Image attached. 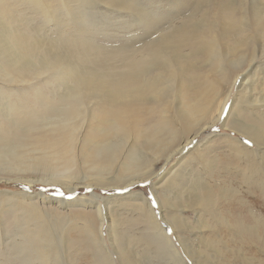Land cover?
I'll use <instances>...</instances> for the list:
<instances>
[{
	"label": "rangeland",
	"instance_id": "1",
	"mask_svg": "<svg viewBox=\"0 0 264 264\" xmlns=\"http://www.w3.org/2000/svg\"><path fill=\"white\" fill-rule=\"evenodd\" d=\"M107 7L110 11H104ZM196 22L199 26L206 23L205 36H208V28L216 34L212 55L208 54L211 49L207 48L212 44L207 39L186 47V52L185 48L181 49V53L188 54L191 62L194 61L193 66L178 80L167 82L159 98L139 101L131 114L124 111L129 118L126 125L108 123L113 119L109 105L101 102L95 91H87V96H83V117L73 120L80 125L76 147L79 151L80 144L85 142L84 148L94 153L107 143L112 144L111 151L118 146L112 156L105 153L113 158L108 169L103 170V158L96 159V165L84 163L81 154L78 156L80 152L72 168L63 174L60 168L51 169L61 162L51 163L48 168L40 165L32 170L13 172L7 168L6 160L0 159V264H183L155 235L141 212L128 205L133 202L128 197L138 198L137 193L147 199L153 215L163 224L185 264H197L193 259L198 256L205 264H241L246 259L264 264L262 242L255 237L261 234V228L254 226L255 233L248 238L236 226L237 222L245 227L253 226L254 216L264 221V192L248 194L251 183L243 181L253 174L264 177V137L258 139V148L252 139L233 129L237 120L255 124L259 121L252 113L264 114V41L260 39L264 33V0H0V40L5 38L9 45L11 33L28 38L36 35L42 42L39 49L48 48L53 52L50 54L48 50L46 58L38 53L36 57L32 53L30 57L22 55L31 58L35 66L16 71L12 65H7L0 51V137L23 141L25 134L32 137L55 133L51 139L57 141L65 134L58 126L61 118L58 108L70 105L67 95L73 88L75 76H60L63 72L59 75V68L55 66L42 70L40 60L51 61L56 55L67 52L65 56L79 64L70 53L74 39L81 37L127 54L134 46L138 49L142 42L152 40L171 26ZM126 59H116L114 71L124 70L119 65L122 61L129 62L130 59ZM173 66L176 65L173 63ZM152 74H157L156 70ZM237 75L231 85L230 80ZM188 77L206 92L214 88L215 94L219 90L217 96L209 100L210 106L218 105L220 97L226 93L228 96L221 113L224 121L200 129L184 146L186 135L183 132L189 126L181 103L202 105L201 97L188 87ZM47 107L54 110L48 111ZM206 115V110H202L196 123L203 126ZM33 124L36 129L24 134V128ZM56 125L58 128H53ZM156 126L163 127L157 134L160 137L146 143L147 133ZM172 135L175 140L168 143ZM229 137L236 138L237 142H231ZM176 139L180 140L179 145ZM157 141L161 143L152 146ZM156 146L158 160L156 166L149 169H155L158 175L135 180L136 176L145 174L135 171L125 154L136 151L137 158L151 160L150 150ZM182 146L180 154L174 152L164 163L173 149ZM257 150L258 155L251 154ZM31 153L34 160L40 156L39 151L31 150ZM127 165L131 169H127ZM97 166H101L100 170L95 169ZM19 175L35 181H20L16 178ZM131 179L135 180L134 184L127 190L124 184ZM62 183L75 187L69 191ZM6 192L32 196L42 193L49 199L65 200V204L42 202L37 197L18 203L21 199ZM205 192H209L210 204H197L194 199L204 196ZM81 200L91 203L84 206ZM26 204L32 205V212L26 210ZM165 212L169 221L163 218ZM89 221L95 224L88 237L84 225ZM39 232L49 234L47 241L42 240ZM97 233L105 245L103 251H99L97 241H91ZM213 254L225 258L218 262L212 257V261L205 258Z\"/></svg>",
	"mask_w": 264,
	"mask_h": 264
},
{
	"label": "bare ground",
	"instance_id": "2",
	"mask_svg": "<svg viewBox=\"0 0 264 264\" xmlns=\"http://www.w3.org/2000/svg\"><path fill=\"white\" fill-rule=\"evenodd\" d=\"M225 5L227 7V3L224 4V6ZM135 8L136 6L134 7V9ZM134 9L133 11L137 12L135 11L137 10V8L135 10ZM104 11H110V10L107 7ZM224 17L226 16L224 15ZM228 18L231 19L232 17H228ZM82 22L80 24H82ZM185 24L171 26L170 28H168L166 32L157 35L152 40H148V39L146 41L144 40L145 42H142L138 49L134 48L135 47L134 46L132 49L127 51V54H125V52H115L114 51L115 49L114 50L106 49V47L100 46V44L89 42L86 39H83L80 37L78 39L77 38L74 39V41L76 40L74 43L75 45L71 49V52H70L74 54L73 55L74 59L79 60L78 61V63L80 62L79 64L76 65L75 61L73 62L69 58H67V56H65L67 52L65 53V55H61V54H59V56L54 55L55 56L54 60L51 59V61L46 60V59L40 60L41 62L40 68L42 70H44L46 67L50 68L51 66H55L59 68V72H58L59 75L61 72H63L60 76L62 75L63 76L72 75L73 77L75 76L74 85H72L73 88L71 92L67 95V98L71 100L70 105L64 104L58 108V112L61 113L60 115L61 118H60V122L58 123V126L66 132L64 135L61 136L60 140H57V141H55L54 139H51L55 133H52L51 135H45V136H41V135H35L32 137H29L31 135L26 136L25 133H30L31 131L36 129V127H34L35 124H33L27 128H24L25 131H23V133L25 135H24L23 141H19V140L10 141L9 139L4 140L5 138L0 137V159L6 160L5 164H8V167L7 166L6 167L11 169V171L13 172L14 171L17 172L21 170L23 171L30 170L31 168L34 169L36 167H39L40 165L46 166L48 168L51 163L61 162L62 164H58V165L54 164L51 167V169L60 168L63 174V172L72 168L71 166L75 163L77 154L80 152L78 156L81 154V159L84 163L90 162L96 165L97 164L96 159L100 160V158L101 159L103 158L104 159L103 161L105 162L102 165L103 170L108 169L109 168L108 166L112 164L113 158L108 156L105 153L109 152L112 156V154L117 150L118 146H115L114 150L111 151L112 144L107 143L101 146V148L95 151L94 153H89L90 151L86 150V148L88 147L84 148L86 146V143L85 142L81 143V140H79L78 144L81 143L79 151L76 147L78 136H79L78 129L80 125L74 124L73 120L79 117H83L81 116L82 114H84V107H83L84 102L82 99L83 96L84 97L87 96V91H90L89 93H94L95 91L94 93L95 96L99 98L101 102L109 105V114H111L113 119H109L110 121L108 123L111 122L112 124L118 123V124L126 125V121L129 118L127 116L125 117V114L123 113L124 111H129V113L131 114L133 112L132 109H134V106L139 101H142V100L147 101V100H151L152 98H159L160 96L164 94V90L168 86L167 82L169 81L171 82L175 79L178 80L179 76H181L184 72H188L189 69L193 66L192 64L194 63V61L192 63L190 56L184 53L186 52V47L187 48L191 47L192 44L194 43L198 44L207 39L209 40L208 43L212 44V46H208L207 48V49L209 48L211 49L208 54L212 55V47L215 45V42H216V34L211 32L212 28H208L210 31L206 29L208 32V36H205L204 29H205L206 23L205 24L203 23L204 25L202 24V26L197 25V22L195 24L192 23L193 25L187 24L186 26ZM209 25H210V22H209ZM33 36L31 35V38H28L26 35H23V34L17 35V34L11 33L9 35V38H10L9 41L11 42V44L9 45L7 41H5V38L0 40V49L2 48V50L0 51L4 57V61L7 62V65H12L16 71H19L23 69L24 67L31 68L32 66H35L33 65V61L31 58H26L23 56L30 57L32 53V56L36 57V54L38 53L44 58L47 57L46 55H48L49 49L47 48V50L46 49L40 50L42 48V44H41L42 42L37 38L36 35H33ZM260 39L261 41H264V33L263 35L260 36ZM111 47H114V46H111ZM115 47L118 48L117 46ZM128 47L130 46H126V48ZM15 48H17L20 53ZM183 48H185V51L181 53L180 50ZM52 53L50 51V54ZM199 53H201V51ZM38 57H37V60L39 61ZM126 58L130 59L129 62L127 61L124 62L125 61L124 59ZM116 59L124 60L122 61L123 63L119 65L120 67L122 66L121 68L124 67V70L122 69L121 71L120 70L114 71L113 67H114V62L116 61ZM37 62L34 64L37 65ZM173 63L176 66H173ZM88 64L89 65L91 64V66H88ZM116 66L118 65L115 64V69H116ZM82 67L83 69H81ZM100 69H102L103 71L102 70L100 71ZM154 70H156L157 72V74L155 75L152 74ZM237 78H238V75L237 77H234L232 81L230 80V84L232 85V83L235 82ZM188 87L195 90L196 95H199L201 97L202 105L193 103L187 106L181 103V107L183 108V111L186 112L187 114V118H188L187 124L189 126V129L183 132V134L186 135V137H184L185 139L184 146L191 141V139L199 132L200 129L203 130L208 125L215 124L218 121H222L221 113L224 109L225 104L227 103L226 99L228 96V93H226L224 97H220L221 101L218 103V105L214 106L212 104L210 106L209 100L217 96V94L219 93L218 89L216 90L215 94H213L212 92L214 88H211L209 92H206L203 87L200 88L199 84L193 83V79L191 77H188ZM47 108H48L47 109L48 111L54 110L52 107H47ZM163 110L165 111V109ZM202 110H206L207 112V115H206L207 117L205 118L206 121L204 122L203 126L198 125V123H196V117ZM19 112H21V110H19ZM252 114L255 115L259 123L248 124L242 120H239V121L237 120V124H236L237 126L233 127V129L236 130L237 132H240L248 136L250 139H252L255 142V144L259 148L260 143L258 142V139L264 137V114L261 112L252 113ZM189 119L192 121L189 122ZM58 126L56 125L53 128H58ZM162 130H163L162 126H156V129L154 131L147 133V137H145L146 143L148 140L151 141L153 139H157V136H159L157 134ZM114 131H115V128L113 129L112 132ZM173 136L174 135L170 137V139L168 140V143L175 140L173 139ZM26 139L27 140L30 139V140L27 141ZM160 141L163 143L164 139H161ZM230 141L237 142L236 138H230ZM161 142L159 141H157L156 143L153 142L154 145L152 143V146H155V145L158 146V143H161ZM179 144H180V140H178V145ZM157 146L155 148L153 147L152 150H150V152H152L151 157H150L151 160H143L144 157H142V159L137 158L136 151H133L131 155L125 154V158L129 161V164L131 165V167L135 168V171H140L141 173L145 174L143 177L136 176L135 180H143V179L145 180V179H149L152 175H158V172H156L155 169H149L153 167L155 162L158 160V150H154L158 148ZM184 146H182L179 149H176V148L173 149L170 152V154L167 155L168 157L165 158L164 163L169 159L171 154H173L174 152L180 154ZM28 147H30L31 149L29 150ZM163 148L164 147H162L161 149L163 150ZM31 150L39 151L40 156L39 157L35 156V157H38L35 160L32 159L30 156ZM243 150L246 151L244 148ZM159 152H161V150H159ZM35 154L33 153V155ZM251 154L254 156L258 155V150L256 152L251 151ZM93 155H95L94 158L91 157ZM130 165H127L126 168L131 169ZM100 168L101 166L95 167V169H98V170H100ZM147 169H149V171L144 172ZM249 177L250 178H243V181L246 184L251 183L250 184L251 186H248L249 187L248 194L253 195L256 192L258 193L264 192V177H260L257 174H253L252 176H249ZM16 178L20 179V181H24L27 183H33L35 181L33 178H28L26 176L24 177L22 175H19ZM9 180L10 179H7L6 181H9ZM133 180L134 179H131L130 181L127 180L128 182L126 181V183L124 184V187L127 188V190L131 185L134 184L135 180L134 181ZM90 183L92 184V182ZM91 184H88V185L90 186ZM64 186L69 191H72L75 187L69 184L68 185L64 184ZM245 190H248V188ZM6 193L10 194L11 197H16L18 200L21 199V201H19L18 203H21V202L26 203L25 200H27L28 198L34 199L37 197L42 202L50 201V203H52L56 201L59 204H65L64 203L65 200H60V199H55V198L49 199L47 197H44L42 193L35 194L34 196L28 195L27 193H14V192H11V193L6 192ZM129 194H131V192H129ZM91 196L94 197V194L92 193ZM135 197H138V198L133 199V198L128 197V199L133 201V202H130L128 205H131L132 207H134L135 209L141 212V215L146 219V221L149 222L151 227L154 229L155 235L163 241V243L165 244V247H167L169 250L171 249V252H173L174 258L177 257L176 259L179 260V262L185 264L179 252L176 250L173 243L171 242V239L169 238L167 233L164 231L163 224L159 223L156 220L155 216L153 215V212L151 211V207L149 206V202L147 201V199L143 197L142 194H138V193L135 194ZM156 197L158 199V196ZM18 200H14V201H18ZM194 201L199 205H203V206L209 205L210 204L209 192H205L204 196H198L196 199H194ZM81 202H82V205L84 206L86 205L85 203L87 204L91 203L90 200H85V201L81 200ZM32 209H33L32 205L26 204L27 211L32 212ZM166 213L168 212H165V214L163 215V218H165ZM173 215L176 217L175 214ZM253 218L255 222L253 226L251 224V226L245 227V225L239 224L238 222L236 226L239 228V232L241 233L244 232L248 238H252L251 236L254 235L255 233V230H253L254 226H259L261 228L260 229L261 234L259 236L255 235V237L259 239L260 242H262V246L264 249V221L260 219L258 216H254ZM100 220L102 221V219ZM93 222L94 221H92L91 223L89 221V223L87 222V224L84 225L86 233H87L86 235H88V237L90 236L89 232L94 229L93 225L95 223ZM245 228L247 229V231L244 230ZM98 232H100V228H98ZM48 235L49 234H45V233L40 234L42 240L45 239V241H47ZM91 241L98 242L99 249H100L99 251L104 250L105 245L102 242L100 234L97 233L95 237L91 238ZM209 256L210 257H208V255H205V258H210L211 261H212V258L213 259L215 258L217 262L220 258H225V257H217L214 254L209 255ZM102 259L104 260V257H102ZM201 259L202 258L198 256L196 257V259H193V260H195L194 262L197 264H205V262H202ZM250 260L252 261V259ZM251 261H247L246 259L245 261L241 262V264H256V263H253V261L252 262ZM106 263H109V262H106Z\"/></svg>",
	"mask_w": 264,
	"mask_h": 264
}]
</instances>
